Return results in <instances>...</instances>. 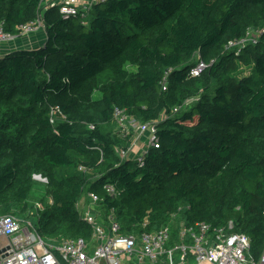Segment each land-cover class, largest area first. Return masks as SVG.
Wrapping results in <instances>:
<instances>
[{
  "label": "trees",
  "instance_id": "16d2710c",
  "mask_svg": "<svg viewBox=\"0 0 264 264\" xmlns=\"http://www.w3.org/2000/svg\"><path fill=\"white\" fill-rule=\"evenodd\" d=\"M41 2L0 0L7 32L18 33L41 12L46 33L38 48L0 55V216L36 214L35 228L48 243L90 239L77 203L95 191L98 209L105 217L114 209L123 233L169 224L176 235L182 221L231 223L230 231L250 237L258 259L264 0H105L86 17L67 19L59 4ZM249 29L261 31L256 43L227 47ZM198 55L207 67L193 76ZM116 108L156 122L159 147L149 148L143 166L118 153L133 133L118 130ZM36 182L45 191L31 203Z\"/></svg>",
  "mask_w": 264,
  "mask_h": 264
},
{
  "label": "built area",
  "instance_id": "2783aa9c",
  "mask_svg": "<svg viewBox=\"0 0 264 264\" xmlns=\"http://www.w3.org/2000/svg\"><path fill=\"white\" fill-rule=\"evenodd\" d=\"M105 0H42L41 7L49 4H59L60 12L64 18L76 16L82 12L83 17L89 14L93 4ZM44 27L41 12L33 20L19 25L18 33H9L4 24L0 23V43L13 40L19 35H30ZM261 31L249 29L247 34L235 40H230L228 48H241L246 44L258 41ZM207 63L198 55L196 64L191 68V75L198 76ZM169 69L161 80L163 89L167 88ZM195 98L186 100L189 105ZM179 108H175L177 111ZM55 113L54 111L52 112ZM115 119L118 130L123 135L136 132L128 148H119L122 158L135 157L140 166L145 163V155L150 147H159L156 122H140L129 117L124 110L115 109ZM52 120H54L52 118ZM90 128H94L90 125ZM149 132L146 147L139 153L134 149L138 140ZM80 169L89 171L80 166ZM36 179L47 181L41 175ZM108 194L115 195L113 185L107 184ZM85 198L77 203L81 218L92 227L90 239L83 236L63 238L59 243L46 242L37 232L31 219H22L14 214L0 216V237H6L0 248L10 247L5 256L0 254V264H63L61 258L68 264H264V249L261 256L256 259L251 253V239L245 233L230 231L229 226L213 227L207 222H194L179 224L176 235L171 225H163L151 231L140 233H123L122 226L117 219L116 212L111 209L106 217L98 209L101 200L98 193L88 191ZM39 202L36 208H39ZM177 214H174L176 218ZM146 219L143 223L145 227ZM174 245V247H172ZM175 252H178L177 259ZM194 259V260H193Z\"/></svg>",
  "mask_w": 264,
  "mask_h": 264
},
{
  "label": "crops",
  "instance_id": "0c3cea01",
  "mask_svg": "<svg viewBox=\"0 0 264 264\" xmlns=\"http://www.w3.org/2000/svg\"><path fill=\"white\" fill-rule=\"evenodd\" d=\"M45 40V30L40 28L39 30L30 35H19L13 40L0 43V55L18 49L38 48L44 44ZM141 148L143 147L136 146V148L134 149L135 153H139L141 151Z\"/></svg>",
  "mask_w": 264,
  "mask_h": 264
},
{
  "label": "rangeland",
  "instance_id": "374dc122",
  "mask_svg": "<svg viewBox=\"0 0 264 264\" xmlns=\"http://www.w3.org/2000/svg\"><path fill=\"white\" fill-rule=\"evenodd\" d=\"M97 95H99V92L97 93ZM133 133V139L137 136L136 132H132ZM148 135L149 132L145 133V135H143L139 140H138V146L139 147H146L147 143H148ZM44 191H45V185L40 184L39 182L35 184L34 189L29 197L30 202H35V201H39L40 198L44 195ZM34 225H37V221H38V217L35 214L33 217L30 218ZM7 240V238L5 237H0V245H2L3 243H5ZM172 247H174V245H172ZM178 256V252H175V258L177 259ZM194 260V259H193Z\"/></svg>",
  "mask_w": 264,
  "mask_h": 264
},
{
  "label": "water",
  "instance_id": "95a60500",
  "mask_svg": "<svg viewBox=\"0 0 264 264\" xmlns=\"http://www.w3.org/2000/svg\"><path fill=\"white\" fill-rule=\"evenodd\" d=\"M10 246L7 245L6 247H3V248H0V254L2 257H4L6 254H5V251L9 248Z\"/></svg>",
  "mask_w": 264,
  "mask_h": 264
}]
</instances>
